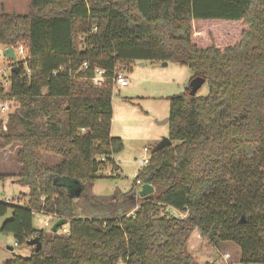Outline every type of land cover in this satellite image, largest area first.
Listing matches in <instances>:
<instances>
[{"label":"trees","instance_id":"trees-1","mask_svg":"<svg viewBox=\"0 0 264 264\" xmlns=\"http://www.w3.org/2000/svg\"><path fill=\"white\" fill-rule=\"evenodd\" d=\"M19 45L24 60L8 88L0 81L19 107L0 140L20 145L27 193L21 205L0 200V217L10 213L0 231L41 248L3 264H198L194 229L212 246L237 245L240 264H264V0H29L27 14L0 13V46ZM134 61L185 66L208 91L170 96V143L151 150L127 192L98 199L91 187L103 168L117 171L122 148L110 134L111 76ZM96 68L108 77L99 88ZM137 180L153 192L139 197ZM79 203L98 212L79 217ZM34 212L68 232L36 229Z\"/></svg>","mask_w":264,"mask_h":264},{"label":"rangeland","instance_id":"rangeland-1","mask_svg":"<svg viewBox=\"0 0 264 264\" xmlns=\"http://www.w3.org/2000/svg\"><path fill=\"white\" fill-rule=\"evenodd\" d=\"M28 10L29 0H0V13L23 15L27 14ZM24 58L25 54L16 51L17 62H22ZM9 64V59L0 56V67H8ZM4 73L6 74L7 71L5 70ZM123 74L128 79V85L114 86L111 95L110 134L120 138L122 142L121 150L113 155L118 169L113 175L110 166L99 171L102 177L95 180L90 191V195L98 199L116 195L120 197L132 187L136 173L144 166L138 161L148 158L154 146L162 138L168 137V123H162L169 115L168 98L183 93L192 78V72L187 67L172 62L163 65L161 62L134 61L129 68L124 69ZM2 86L4 89L8 88L4 80ZM207 91V84L204 83L197 94L205 95ZM18 107L19 104L14 102V109L10 114ZM7 121L0 122L3 131L7 129ZM2 145L3 141L0 140V200L12 199L26 193V188L16 182L21 169L16 157L20 145L18 143L5 147ZM144 148L148 149V152H145ZM39 153L47 165L61 162L60 156L48 154L44 150H40ZM75 210L79 217L83 214L92 216L95 215L93 213L98 212H91L82 203L77 204ZM9 217V212L0 217V228ZM44 221L49 225L45 226ZM56 222V218L42 213L34 214L32 219L33 226L43 230L44 233H49ZM67 226L65 222L62 228L66 229ZM56 234H62L61 230ZM191 244L193 246L189 248L191 255L198 264L208 262L240 264V249L232 242L226 241L218 246H212L196 233L194 237H190L189 245ZM32 250L33 248L29 246H16L11 234L0 231V264L14 254L29 256Z\"/></svg>","mask_w":264,"mask_h":264},{"label":"built area","instance_id":"built-area-1","mask_svg":"<svg viewBox=\"0 0 264 264\" xmlns=\"http://www.w3.org/2000/svg\"><path fill=\"white\" fill-rule=\"evenodd\" d=\"M9 47L13 48V52H14L15 56H16V51L19 54H22V55L24 54V50H23V47L21 45H19V46H0V56H3L2 50L9 48ZM9 62H10V64L8 65V67H0V75H1L0 81H1V79H2V81L4 80V84L7 87L9 86L8 76H9V73L11 72L10 69L13 66L10 60H9ZM86 67H87V64H86V62H84L81 65V68H86ZM5 70L7 71L6 74L4 73ZM123 72H124L123 67H118L113 71L112 76H111L112 88L114 86L125 87L128 85V79L124 76ZM107 78L108 77L105 73V70L96 68L94 70V75L91 78V83H92L93 87L99 88V87L103 86V84L106 82ZM13 109H14V100L10 99L6 96H3V97L0 96V120L2 123H5L7 121L8 115L13 111ZM144 151L148 152V149L144 148ZM148 160H149V157L148 158H142L138 161V163L140 165H144L148 162ZM135 185L138 187V191H139L141 186H142V183H140V181L137 180V181H135ZM1 201L4 203H12V204H18V205H21L23 202L22 199L19 197H15L12 199L4 198V199H1ZM170 212L174 215H178L180 218L184 217L183 214H181L180 212H178L175 209L171 208ZM34 214H38V213L34 212ZM48 217L54 218V216L50 215V214L48 215ZM44 225L47 226V225H49V223L47 221H44ZM61 232L63 234L67 233L68 232L67 228L66 229L61 228ZM15 245H16V243H15Z\"/></svg>","mask_w":264,"mask_h":264},{"label":"water","instance_id":"water-1","mask_svg":"<svg viewBox=\"0 0 264 264\" xmlns=\"http://www.w3.org/2000/svg\"><path fill=\"white\" fill-rule=\"evenodd\" d=\"M2 55L4 57H6L7 59H9L12 63V67L10 69L11 72H17L18 71V65L16 64L17 63V60H16V56L13 52V48L9 47V48H6L4 50H2ZM167 62H163V65H166ZM143 65V63H142ZM205 83V80L202 78V77H199V76H194L190 79L189 83H188V93L191 95V96H194L198 89ZM169 121V118H166L162 123H168ZM170 143V140L168 137H164L162 138L155 146H154V150H160L162 149L165 145L169 144ZM153 192V187L150 185V184H143L140 188V190L138 191V196L139 197H144L148 194H151ZM79 193V189L76 190L75 194L78 195ZM64 224L63 221L59 220L57 221L51 228H50V231L55 233L57 232V230ZM26 244L28 246H31L33 247L34 249V252H38L41 248V242L39 240L38 237H35V238H31L29 239Z\"/></svg>","mask_w":264,"mask_h":264},{"label":"crops","instance_id":"crops-1","mask_svg":"<svg viewBox=\"0 0 264 264\" xmlns=\"http://www.w3.org/2000/svg\"><path fill=\"white\" fill-rule=\"evenodd\" d=\"M12 183H14V181H12ZM24 188H26V187H24ZM26 193H27V188H26ZM196 233L199 234L198 230H197V229H194V230L192 231V233L190 234V237H194ZM199 235H200V234H199ZM190 237H189V240H188V242H187V248H188V250L191 252V250H190L189 248H192L193 246H192V244L189 245Z\"/></svg>","mask_w":264,"mask_h":264}]
</instances>
